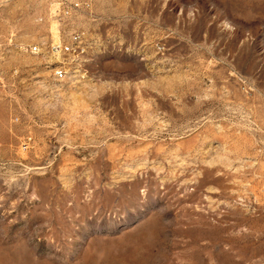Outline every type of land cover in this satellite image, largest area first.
Here are the masks:
<instances>
[{
  "label": "rangeland",
  "instance_id": "374dc122",
  "mask_svg": "<svg viewBox=\"0 0 264 264\" xmlns=\"http://www.w3.org/2000/svg\"><path fill=\"white\" fill-rule=\"evenodd\" d=\"M0 264H264V0H0Z\"/></svg>",
  "mask_w": 264,
  "mask_h": 264
},
{
  "label": "built area",
  "instance_id": "2783aa9c",
  "mask_svg": "<svg viewBox=\"0 0 264 264\" xmlns=\"http://www.w3.org/2000/svg\"><path fill=\"white\" fill-rule=\"evenodd\" d=\"M80 9V5L76 4L72 7L57 10L54 15V19H57L59 22L64 20V17L71 16L73 11ZM85 44L83 36L78 32L70 33L68 40H59L54 41L48 46L46 42H41L36 46L30 48V52L38 55L41 53L43 47H49L48 54H51V57L57 60L58 66L55 68L54 80L56 82H68L77 78L79 69L77 68L79 64L78 58L84 53L83 45ZM62 59V61H60ZM75 63V64H74Z\"/></svg>",
  "mask_w": 264,
  "mask_h": 264
}]
</instances>
